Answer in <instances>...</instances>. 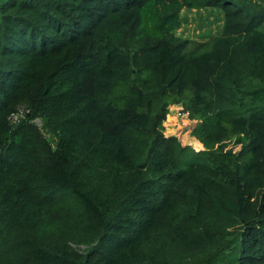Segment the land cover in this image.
<instances>
[{
  "label": "trees",
  "instance_id": "16d2710c",
  "mask_svg": "<svg viewBox=\"0 0 264 264\" xmlns=\"http://www.w3.org/2000/svg\"><path fill=\"white\" fill-rule=\"evenodd\" d=\"M0 264H264V3L0 0Z\"/></svg>",
  "mask_w": 264,
  "mask_h": 264
},
{
  "label": "rangeland",
  "instance_id": "374dc122",
  "mask_svg": "<svg viewBox=\"0 0 264 264\" xmlns=\"http://www.w3.org/2000/svg\"><path fill=\"white\" fill-rule=\"evenodd\" d=\"M257 1L264 3V0ZM179 19V27L172 32L175 40L204 41L211 35L220 33L223 23V15L217 8L182 9ZM179 108H184L183 104L169 108L164 122V134L176 137L182 144L199 148L197 141L189 136V130L194 122L189 117L180 118L176 113Z\"/></svg>",
  "mask_w": 264,
  "mask_h": 264
},
{
  "label": "built area",
  "instance_id": "2783aa9c",
  "mask_svg": "<svg viewBox=\"0 0 264 264\" xmlns=\"http://www.w3.org/2000/svg\"><path fill=\"white\" fill-rule=\"evenodd\" d=\"M257 1V0H255ZM177 115L180 117V118H187L189 116V113L187 110L183 109V108H179L177 111H176Z\"/></svg>",
  "mask_w": 264,
  "mask_h": 264
}]
</instances>
